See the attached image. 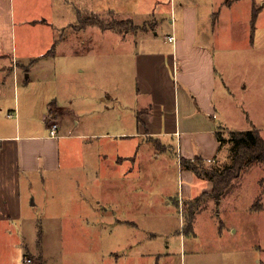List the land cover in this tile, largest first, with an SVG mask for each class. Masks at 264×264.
Here are the masks:
<instances>
[{
    "label": "crops",
    "instance_id": "crops-1",
    "mask_svg": "<svg viewBox=\"0 0 264 264\" xmlns=\"http://www.w3.org/2000/svg\"><path fill=\"white\" fill-rule=\"evenodd\" d=\"M239 1L170 0L171 29H164L162 37L156 39L150 31H153V35H159L163 27L162 21L158 20L162 17L161 12L126 10L122 6L124 0H110L107 8L102 9L103 6L96 0L91 5L94 9L89 12L101 15L108 12L111 19L129 17L137 25L154 19V24L153 27L132 32L135 43L130 51L128 47L126 58L133 67L134 75L130 73V68L125 74L120 72L117 46V52L114 51L112 56L111 78L105 77L101 69L89 68L88 71H95L97 78L91 92L90 82L83 78L87 67L75 60L69 61L61 78L55 60L60 52L56 50L57 39L47 50L35 53L30 46L18 51L15 0H0V225L21 233L20 244L26 252L23 256L30 252L48 264L45 243V227L48 225L41 226L42 222L37 216L45 214L44 209L51 207V204L54 209L57 192L64 190L60 151L62 139L74 138L72 146L85 148L95 141H102L104 148L111 145L114 149L101 155H87L82 161H75L71 167L70 185L67 187L74 197L72 210L78 212L77 218L81 221L98 216L92 213L96 212V207L91 201L99 194L112 210L119 211L120 207L127 210L113 213L109 217L114 220L111 222L129 225L143 216L146 206L157 204L164 207L171 203L164 210L169 212L174 207L178 208L183 199L189 200L200 193L211 192V180L198 177L181 166V171H184L181 176L184 174L187 178L181 191L170 188L161 195V186L158 185L159 192L148 196L145 190L149 191L153 186L145 185V181L157 174L166 161L145 168L141 161L150 155L154 158L165 155L171 160L176 156L181 165L180 157L192 159L199 155L211 162L219 155L221 146L216 133L229 130L224 126L226 120L218 123L215 116L218 74L224 66L222 61L217 62L214 39L203 31L198 33L197 24L202 7L208 9L213 21L212 13H220L219 8L232 7L234 2ZM248 1L252 13L251 7L255 2ZM25 3L28 4L23 7L29 6L30 2ZM97 7L103 11H95ZM76 10L80 9L74 8L76 18L70 22L73 29L77 28V23H74L77 21ZM231 15V23L235 22L234 19H240L234 18L233 13ZM219 22L218 19L213 21V27L219 26ZM110 30L111 41L129 44V29ZM250 32L251 28L242 36L245 50L246 47H253ZM106 34L104 32V36ZM170 34L174 36L172 42L165 39ZM22 38L32 39L34 34L23 32ZM61 38L69 42L71 54L84 56L94 48L85 41H79L76 45L70 35ZM94 41L96 46L97 40ZM97 46L99 51L102 44L98 43ZM217 46L219 50L224 47L223 43ZM77 65L81 68H75ZM97 98L103 103L99 104ZM52 120L58 123L56 136L49 134ZM141 144H144V148ZM211 198L216 204L221 202V199L216 200L211 196L207 198L204 204L195 209L192 223ZM80 200L89 203H81ZM91 224L93 222L75 223L86 230L92 229ZM29 232H35V243L31 238L30 243L27 242ZM39 232L41 238H38ZM153 235L150 233L149 237ZM128 246L131 248L132 244ZM154 254L157 257L162 255L156 252L148 255Z\"/></svg>",
    "mask_w": 264,
    "mask_h": 264
},
{
    "label": "rangeland",
    "instance_id": "rangeland-1",
    "mask_svg": "<svg viewBox=\"0 0 264 264\" xmlns=\"http://www.w3.org/2000/svg\"><path fill=\"white\" fill-rule=\"evenodd\" d=\"M26 1L30 2L29 6L23 7L24 4H28L25 3ZM109 1L97 0V3L103 6L102 9H106ZM169 1L124 0L122 6L126 10L137 9L141 13L152 10L161 12L162 17L158 20L162 21L163 27L159 35H153V31H150V34L158 39L162 37L164 29L166 31L171 29ZM248 2V0H240L234 2L232 7L219 8L220 13H212L213 21L216 19L220 21L219 26L215 27L208 9L205 6L199 8L202 15L197 25L198 33L203 31L214 39L217 62L222 61L224 66L223 71L218 74L214 99L218 123L225 119L224 126L229 130L255 126L264 139V0H254L259 10L253 28L249 23L251 9ZM94 3L96 0H15L18 51L30 46L35 53L47 50L53 46L51 44L54 39H57L56 50L60 52L56 54L55 60L61 78L69 61L75 60L87 67L83 78H87L90 82L91 92L97 78L95 71H88L89 68L101 69L105 77L111 78L112 56L114 57V51L117 52V46H119L121 62L120 72L125 74L130 68V73L134 75L133 67L126 58L127 52L133 49L135 43L132 32L141 29L139 28L141 25H145V28L153 27L154 19L146 20L141 25L133 22L132 26H124L122 31L128 29L131 31L129 44L124 41L118 44L110 40V29L101 28L100 32V28L89 25L83 27V30H80L78 25L77 28H72L70 22L76 18L74 8L78 7L82 12L89 13V10L94 9L91 6ZM95 9V11H103L98 7ZM232 13L234 18L240 17L238 20L233 18L234 23L230 21ZM102 16L106 20H112L108 12L103 13ZM250 28L253 47H246L245 50L242 46V36ZM23 32L34 34V38L21 39ZM104 32L108 34L104 36ZM69 35L76 45L79 41H85L94 48L84 56L71 54L69 42L61 40V36ZM165 39L168 40L167 36ZM94 40H97V45L102 44L99 51ZM222 43L224 47L221 50L217 49V45ZM75 68L81 67L77 65ZM97 102L103 103L101 100L98 101V98ZM229 130L222 132L223 144L217 158L211 162L204 161L207 169L221 167L230 160L233 145L229 140ZM74 141V138L62 139L60 144L64 167L61 173L64 190L57 192L54 209L51 204V207L44 209L45 214L37 216L42 222L41 226L48 225L45 227L48 264H264V165L262 163L255 162L245 167L240 177L233 179L228 193L223 199L221 198L220 203L216 204L211 198L210 202L203 206L202 211L196 214L193 229L189 231L185 230L189 221V201L184 199L179 203L178 208L174 207L169 212L164 210L171 203L164 207L157 204L146 206L143 216L136 218L138 221L135 223L127 225L113 223L111 221L114 220L109 218L115 212L127 210L122 207L119 211L112 210L105 205L102 194H99V197L96 196L91 201L96 207V212L92 213L98 216L91 217L88 221H81L77 218L78 212L72 210L74 197L71 189L67 187L70 185L71 167L87 155H101L106 151L113 152L114 149L111 145L104 148L101 145L102 141L88 144L87 148L72 146ZM141 147L144 148V144H141ZM163 160L166 164L157 170V174L154 173L148 181H145V185L153 186V189L145 190L148 196L159 192L158 185L161 186L160 194L170 188L181 191L183 183L187 181L184 174L181 176L184 171H181L176 156L171 160L165 155L161 158L150 155L141 162L145 168L160 164L159 162ZM205 200L201 204H204ZM80 201L89 203V201ZM89 222H93L91 224L93 227L89 230L75 225V223ZM58 224L60 225L57 226ZM6 228H8L6 225L5 227L0 225V264H27L24 258L31 259L29 264H37L40 259L42 260L30 252L23 256L25 249L20 244L21 233L17 229ZM233 229L235 231L232 232ZM34 233L29 232L27 235L28 243L30 238L35 243ZM150 233H154L150 236L151 239ZM130 244H132L131 248L128 246ZM152 252L162 255L159 257L155 254L148 255Z\"/></svg>",
    "mask_w": 264,
    "mask_h": 264
},
{
    "label": "trees",
    "instance_id": "trees-1",
    "mask_svg": "<svg viewBox=\"0 0 264 264\" xmlns=\"http://www.w3.org/2000/svg\"><path fill=\"white\" fill-rule=\"evenodd\" d=\"M252 13L250 17L251 28L255 26V19L258 14L259 7L255 4L252 5ZM77 13V25L83 28L87 25L99 26L102 29H117L122 31L124 26H132V19H120L113 18L112 20H106L101 14L93 12H81L76 10ZM144 29L145 25H141ZM126 31V30H124ZM52 51V50H50ZM229 140L232 143L231 158L221 167L209 168L204 162L205 160L195 155L194 158L188 159L180 157L179 162L184 169H188L195 173L198 177L211 180L213 187L210 193L203 192L196 195L194 198L189 199V221L187 222L186 231L191 229L192 221L194 218L195 209L203 203V201L210 196L216 200H220L228 193L229 186L233 179L239 178L245 167L253 165L255 162H260L264 165V139L261 136L258 129H238L229 131ZM216 136L219 141V146L223 144L222 132L218 131ZM222 148V146H221ZM38 238H41V232L38 234ZM37 264H44L40 259Z\"/></svg>",
    "mask_w": 264,
    "mask_h": 264
},
{
    "label": "built area",
    "instance_id": "built-area-1",
    "mask_svg": "<svg viewBox=\"0 0 264 264\" xmlns=\"http://www.w3.org/2000/svg\"><path fill=\"white\" fill-rule=\"evenodd\" d=\"M167 38H168V40L169 41H173V39H174V36L173 35H167ZM57 127H58V123H57V121H51V123H50V129H49V134L51 135V136H56V133H57ZM24 260L26 261V262H30L31 261V259L30 258H24Z\"/></svg>",
    "mask_w": 264,
    "mask_h": 264
}]
</instances>
